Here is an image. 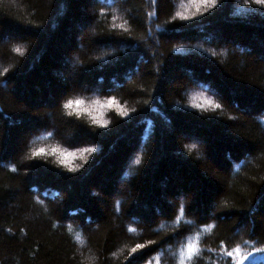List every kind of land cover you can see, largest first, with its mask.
Instances as JSON below:
<instances>
[{
  "label": "trees",
  "instance_id": "1",
  "mask_svg": "<svg viewBox=\"0 0 264 264\" xmlns=\"http://www.w3.org/2000/svg\"><path fill=\"white\" fill-rule=\"evenodd\" d=\"M188 2L0 0V264H264V6Z\"/></svg>",
  "mask_w": 264,
  "mask_h": 264
},
{
  "label": "snow or ice",
  "instance_id": "2",
  "mask_svg": "<svg viewBox=\"0 0 264 264\" xmlns=\"http://www.w3.org/2000/svg\"><path fill=\"white\" fill-rule=\"evenodd\" d=\"M153 3H155V0H152ZM255 3L258 5L264 6V0H255ZM217 0H189L187 4H182L181 8L184 9V11H177L175 13V16L173 19H180V20H189L195 18L197 15H202L204 12H207L209 9L216 7ZM151 15V14H149ZM113 19H116L114 17ZM126 23V21H125ZM114 27H120L121 29L124 28V24L120 25H113ZM17 52H20V49H16ZM21 54H23L21 52ZM199 98V97H197ZM117 102L114 99L106 100L104 103H101L100 101H93L92 104L86 105L84 100L82 99H69L65 104L64 108L69 109V115H72L75 113L77 116H79L81 113H87V115L91 118L92 122L98 125L106 126L107 121L103 119V111L106 108L112 107ZM204 104H213V102L210 99H204ZM197 108L203 107L201 104H195L194 105ZM216 108H219V104L213 105ZM117 107H119L117 105ZM120 115L127 116L128 112L126 110L120 109ZM94 149L92 148H84L80 149L77 152H68L67 150H58L53 149L54 152L58 153V159L59 162L62 164H65L69 167L70 171H76V168L71 167L70 160L72 158H75L77 155L80 156L81 159H86L85 153H91ZM44 153V149H36L33 151V156H38ZM136 163L139 164V159L136 160ZM15 171V168L12 169ZM183 209H181L182 213ZM214 227V225L207 226L204 231H211V229ZM130 232H135L134 228H129ZM80 237L77 236V240H79ZM199 242V235L197 234L195 237L190 238L185 245H183L180 249V264H185L186 260H192L194 257H196L201 249L198 246ZM245 244H249L248 241H245ZM250 247H254L253 245H250ZM145 245L143 244H137L136 248H133L132 251L135 252L138 248H143ZM221 250L226 254L227 257H231L233 260V264H244L245 260H248L249 257L253 256V252H244L242 251L241 247L239 245L233 247L231 250L227 249V245L221 241L220 243ZM254 251L258 252H264V248H254Z\"/></svg>",
  "mask_w": 264,
  "mask_h": 264
}]
</instances>
